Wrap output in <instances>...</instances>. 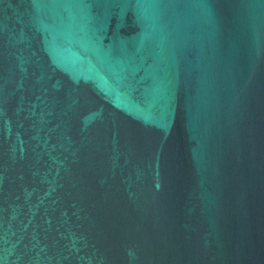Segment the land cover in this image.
<instances>
[{"label": "water", "instance_id": "95a60500", "mask_svg": "<svg viewBox=\"0 0 264 264\" xmlns=\"http://www.w3.org/2000/svg\"><path fill=\"white\" fill-rule=\"evenodd\" d=\"M0 264H264V0H0Z\"/></svg>", "mask_w": 264, "mask_h": 264}]
</instances>
